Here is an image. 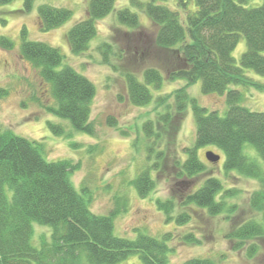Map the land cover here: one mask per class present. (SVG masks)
I'll return each mask as SVG.
<instances>
[{
    "label": "trees",
    "instance_id": "obj_1",
    "mask_svg": "<svg viewBox=\"0 0 264 264\" xmlns=\"http://www.w3.org/2000/svg\"><path fill=\"white\" fill-rule=\"evenodd\" d=\"M10 1L0 0V4ZM33 1L23 0L25 11L31 9ZM114 1L89 0L87 17L67 33L68 47L73 54L87 49L89 40L96 33L94 21L108 15ZM133 1L156 27L154 46L163 52L158 56L164 57L168 80H185L184 86L171 93L173 119L168 118L167 112L156 121L164 126L179 122L187 106H191L195 144L184 149L186 158L183 162L176 161V178L191 181L208 174L197 157V149L213 145L224 154L225 174L236 172L264 187V172L257 162L264 164V113L241 106L242 93L237 89L254 85L264 92V84L244 74V70L250 69L264 78V0L254 8L245 7L248 0H193L192 11L186 6L187 0H179L182 16L154 0L147 3ZM37 12L43 31L58 27L71 15L67 9L50 5H40ZM117 16L120 23L133 29L138 27L137 15L129 9L119 10ZM25 33L23 28L21 56L39 70L40 77L50 85L56 103L46 110L67 120L74 130L92 134L89 117L94 86L70 66L58 70L62 63L59 50L45 42L28 41ZM241 36L246 50L236 64L231 53ZM0 46L10 49L12 43L1 37ZM108 51L105 50V54ZM143 76L145 83L132 74L127 73L124 77L128 99L135 106L146 105L151 100L145 84L152 83L158 88L162 83V76L155 68H148ZM197 82L204 94H225L227 107L223 116L189 98L187 88ZM162 100L159 99L158 104L165 102ZM107 122L112 124L114 121L108 118ZM48 127L57 134L62 131L51 123ZM143 130L145 137L150 138L152 121H146ZM247 144L253 146L258 159L244 153ZM161 155L158 153V158ZM157 166L156 162L152 169ZM76 168L77 164L68 160H46L43 146L37 141L17 136L9 129L0 130V264H117L132 255L138 256L140 264H170V249L166 244L169 235L161 239L146 234H139L133 240L117 237L113 234V214L96 215L89 210L86 190L77 191L70 181V174ZM207 176L201 186L186 195L184 203L194 204L208 215L216 216L224 212V197L231 195V191L224 192L219 179ZM132 184L137 194L145 198L153 189L154 181L147 169L140 172ZM249 201L252 208L259 210L264 202V190L253 192ZM156 204L167 219L171 218L173 202L170 199ZM187 219L185 213L175 218L177 223ZM33 224L49 227L51 231L48 239L44 235L38 237V245L33 243ZM263 234L262 225L249 221L232 226L226 238L236 241L234 249H241L244 241ZM185 238L197 242L191 235ZM251 251L250 247L249 255ZM182 264L214 263L191 258Z\"/></svg>",
    "mask_w": 264,
    "mask_h": 264
},
{
    "label": "rangeland",
    "instance_id": "obj_2",
    "mask_svg": "<svg viewBox=\"0 0 264 264\" xmlns=\"http://www.w3.org/2000/svg\"><path fill=\"white\" fill-rule=\"evenodd\" d=\"M136 1L147 3L151 0ZM88 2L34 0L29 11L24 10L23 0L0 4V38L5 37L12 43L10 49L0 46V130L9 129L17 136L41 143L48 161L68 160L77 164L70 174L73 187L77 191L86 190L88 208L92 213L114 215L115 236L133 240L139 234L157 239L169 235L166 244L170 249V264H182L191 258L208 259L214 264H264V234L244 241L241 249H234L236 241L226 238L232 226L249 221L259 223L264 229V202L257 210L251 207L249 201L253 192L264 190L263 185L236 172L225 174L224 154L213 145L197 149V157L208 174L191 181L176 178V161L183 162L186 158L184 149L195 144L191 106H187L179 122L164 126L156 121L167 112L168 118L173 119L174 100L171 93L184 86L185 80H168L164 57L158 56L163 52L154 46L156 27L133 0H115L112 11L94 21L96 33L89 40L87 49L73 54L68 47L67 33L87 17ZM154 2L182 14L179 0ZM262 2L248 0L245 7H258ZM40 5L64 8L71 15L58 27L43 31L37 17ZM186 6L194 10L193 0H187ZM123 8L137 15L138 27L133 29L120 23L117 13ZM23 28L26 30V40L45 42L59 50L62 63L58 70L70 66L94 86L89 117L92 134L74 130L67 120L46 110L56 106V103L50 85L40 77L39 70L21 56ZM107 49L110 51L105 54ZM245 50L246 43L241 36L231 53L236 64ZM103 59L106 61L103 62ZM148 68L160 72L162 83L158 88L152 83L145 84L151 100L146 105L135 106L127 96L125 74H132L145 83L143 75ZM244 74L264 84V78L252 70H244ZM247 87H237L242 93L239 104L251 111L264 113V92L254 85ZM187 93L201 107L216 111L220 116L225 114V94H204L200 82L190 85ZM159 99L165 102L158 104ZM108 118L114 122L108 124ZM146 121L153 123L150 138L145 137L143 130ZM48 123L60 127L61 133H54ZM206 152L218 155L219 160L208 162ZM158 153H162L160 158ZM244 153L250 158H257L250 144L245 146ZM156 162L157 169H152ZM257 162L264 172V164L259 160ZM147 169L154 186L145 198H141L132 182ZM207 175L219 179L224 192L231 191V195L224 197V212L216 216L208 215L194 204L184 203L186 195L201 186ZM169 199L173 202V210L170 211L171 218L167 219L156 202ZM181 213H185L188 219L184 223H177L175 218ZM33 229L35 245H38L39 236L44 235L47 239L50 236L49 227L33 224ZM188 235L197 242L186 239ZM250 247L252 251L249 255ZM117 264H140V260L132 255Z\"/></svg>",
    "mask_w": 264,
    "mask_h": 264
},
{
    "label": "water",
    "instance_id": "obj_3",
    "mask_svg": "<svg viewBox=\"0 0 264 264\" xmlns=\"http://www.w3.org/2000/svg\"><path fill=\"white\" fill-rule=\"evenodd\" d=\"M205 158L210 163H215L219 160V156L214 154L213 152H206Z\"/></svg>",
    "mask_w": 264,
    "mask_h": 264
}]
</instances>
